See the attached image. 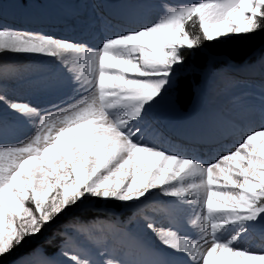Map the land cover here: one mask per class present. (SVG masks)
<instances>
[{
  "label": "snow or ice",
  "instance_id": "obj_1",
  "mask_svg": "<svg viewBox=\"0 0 264 264\" xmlns=\"http://www.w3.org/2000/svg\"><path fill=\"white\" fill-rule=\"evenodd\" d=\"M190 21H198L202 35L193 37L187 30ZM261 30L264 0H200L168 8L154 22L104 38L95 50L0 25V55L49 56L67 65V57L76 54L75 79L88 93L61 108L58 123L51 111L45 115L47 110L0 93V105L14 117L39 120L27 144L0 147V264L25 238L41 234L87 195L127 203L146 199L154 190L175 198L177 208L198 204L196 216L204 222L200 240L173 230L178 221L167 230L149 222L147 228L156 232L163 249L186 254L192 264H264V250L234 246L250 224L264 217V125L206 166L145 143L140 127L148 110L174 86L175 67L186 59L184 49ZM227 225L239 227L231 239L223 240L218 233ZM64 255L75 264H88L77 255ZM152 255L154 259L136 264H171L162 249ZM32 256L38 259L17 264H54L39 250Z\"/></svg>",
  "mask_w": 264,
  "mask_h": 264
},
{
  "label": "bare ground",
  "instance_id": "obj_2",
  "mask_svg": "<svg viewBox=\"0 0 264 264\" xmlns=\"http://www.w3.org/2000/svg\"><path fill=\"white\" fill-rule=\"evenodd\" d=\"M22 1H0L4 4V7L0 9V17L5 19L0 18V25L83 43L84 41H79L81 39L75 38L78 36L87 39L84 45L95 50L104 38L117 31L138 28L137 25L142 20L144 21L140 23L141 25L158 20L166 14L168 8H178L176 2L179 0H127L125 6L129 10L126 11L132 13L134 19L111 17L113 21L116 20V30L109 33H103L106 22L99 20V15L104 12L100 6L101 0H27L26 4H22ZM76 7L86 11L85 17L73 13ZM70 15H73L72 22L67 21L70 18L66 16ZM20 23L25 25L22 26ZM58 26H64V30ZM95 27L99 29V33L95 37L91 34L92 38H89L88 32ZM69 29L72 30V35L69 34ZM263 48L264 45L259 51L263 52ZM260 60L261 64L253 65L251 71H247V67H238L243 65L233 61L217 69L213 66H219L223 61L209 63L210 67H213L214 74L203 88L197 90L189 112L181 117L182 112L175 96L170 88H167L163 97L148 110L144 120L140 122L143 141L205 166L233 149L243 135L264 125V86L252 85L248 80V78H264V57ZM67 62L65 65L58 58L42 55L11 53L0 55V93L6 92L7 96L14 101L30 103L47 110L45 115L51 111L53 120L58 123L56 114L61 108H67L88 95L75 79L79 72V57L71 54L67 57ZM68 66H73L74 71L69 72ZM0 113L7 116V122L11 123V125L6 122L1 124L4 132L0 135V147L22 146L36 135L39 125L37 118L17 119L4 105H0ZM229 125L244 128L243 131H231L232 136L235 137L232 143L219 131L220 128ZM168 126L180 131V136H164V127ZM32 132L35 133L34 136L27 139ZM132 139L135 141L137 137ZM180 139L185 142L183 147L175 144V140ZM218 140L225 141L226 144H218ZM188 144L204 150L210 156L214 155L212 160L198 161L194 158L192 150L188 148ZM174 200L175 198L159 195L154 190L146 199L125 203L126 207L122 211L116 210L111 216L101 212L102 220L92 221L88 223V228L85 227L73 233L68 239L71 241L63 247L59 248L57 240H51L52 244L44 249L47 252L54 251V255L47 259L54 264H75L70 256L64 255V252H68L70 255H77L81 261H87L88 264H108L109 261L136 264L137 261L154 259L152 253H158L162 249L168 255L171 264H192L186 254H173L170 250L163 249L156 232L147 228V224L151 222L157 229L167 230L170 225L178 221L173 226V230H178L180 235L193 240H200L205 235L201 231L204 222L196 216V213L201 211L200 206L181 204L177 208L173 206ZM72 215L65 219L64 228L70 222H74ZM192 221L196 223L193 224ZM208 227L210 231V225ZM238 227V225H227L218 235L223 240H229ZM258 235L260 239L257 238ZM263 235L264 217L260 219V222L250 224L248 231L240 235L234 246L254 251L264 250ZM95 237L99 238V241L100 238H106L107 245L103 242L88 244V239ZM61 239H63L62 236ZM147 241L153 242L154 245L146 243ZM34 248L35 246L29 247L24 253H30ZM21 258L18 256L10 264H17ZM24 259L36 261L38 257L31 254Z\"/></svg>",
  "mask_w": 264,
  "mask_h": 264
},
{
  "label": "rangeland",
  "instance_id": "obj_3",
  "mask_svg": "<svg viewBox=\"0 0 264 264\" xmlns=\"http://www.w3.org/2000/svg\"><path fill=\"white\" fill-rule=\"evenodd\" d=\"M3 1L6 2L7 0L6 1L3 0ZM196 23H198V22H196ZM197 27H199V26H197ZM199 32H200V29H199ZM201 35H202V33H201ZM245 37H246V35H240V36L230 35L228 37H224V38H221L219 40L211 41L210 43L226 42L227 40L232 39V38L233 39H245ZM206 43H207V41H206ZM262 50L264 51V48ZM183 52L184 53L185 52L188 53V55H189L187 57L188 60H186L183 65L175 67L174 80L176 79L178 74L182 75V74L187 73L190 76H192V75L195 76L196 75L197 78H198V83H194L193 82V85H192L193 86L192 87L193 88V91H192L193 94L194 93L196 94V92H197L196 85L199 86L200 88L201 87L203 88L208 83V79L214 74L213 67L211 66L212 67L211 68L209 63H213L214 64V62L221 60V61H223V63H221V65H224V66H226V64L233 63V62L242 64V62H240V61L239 62L238 61H233V59H230L226 54H219V53L211 52L204 44L199 49H194V50L184 49ZM193 54H195V55L193 56ZM255 54H256V51L253 54L254 55L253 56V60H257L258 59ZM197 55H203L204 56L203 64L201 66V68L203 67V69H201V70H200V68L198 69V67L197 68L194 67V65H193V63L191 61L192 56L195 57ZM245 60H246V58L242 59L241 61H245ZM251 63H255V62H251ZM172 87H168V89L170 88V91H171ZM171 92H174V91L172 90ZM192 102H193V98H192ZM7 119H8L7 116H5L3 113H0V127L3 125L4 122H6V124L8 123ZM9 124L11 125L10 122L8 123V125ZM34 132L29 134L27 136V139H28V137H33L34 134H35ZM26 143H28V141H26ZM8 147H10V146H8ZM29 206L31 207V205H29ZM125 207H126L125 203H121V202L116 201V200H102V199L94 198V197H91V196L87 195L77 205L72 206L71 208L67 209L63 214H61V216L57 217L56 220H54L52 224L46 226L41 234H39V235H37L35 237H27V238H25V240L22 242L21 246H19L18 248H16L14 250L13 254L4 261L5 262L4 264H10L11 261L13 259L17 258L18 256L22 257L21 259H24L28 255H31L33 253V251H35L36 248L39 245H40V247L43 246V247L48 248L47 245L52 244L51 240H53L56 237H58V235L59 236L63 235V243H59V245H60L59 248L63 247V245H65L67 242L71 241V240H68V239H69V237H71L73 235V233L78 232V230L80 231V230L83 229V227H82L83 223L82 222L91 220V219H86L85 220V218H82L83 216L80 217L78 214L84 215L86 212H94V213L106 212L108 215L111 216V214H113L116 210L122 211ZM72 214H74V215H72ZM71 215H72V217L74 216V218H72V219H75V220H74L73 223L70 222V224L68 225L69 228L65 227V228H67L66 232L68 231L66 233V235H65L63 233L65 228H62V226L64 224H66V222H64L65 219H67ZM79 220L81 222H79ZM105 221L107 222L109 220H105ZM62 222H64V223H62ZM71 230H73V232ZM70 231H71V233H70ZM67 234H69L70 236L67 235ZM88 240H89L88 244H100L99 238H97V237L89 238ZM96 240L98 241V243H94ZM146 243H149L150 245H154V243L151 242V241H147ZM29 246L30 247H34L35 246V248L30 253H28V252L24 253L25 249L28 248ZM38 250H42V248L38 247ZM18 253H19V255H18Z\"/></svg>",
  "mask_w": 264,
  "mask_h": 264
},
{
  "label": "trees",
  "instance_id": "obj_4",
  "mask_svg": "<svg viewBox=\"0 0 264 264\" xmlns=\"http://www.w3.org/2000/svg\"><path fill=\"white\" fill-rule=\"evenodd\" d=\"M187 30L193 34V36L201 35L199 32V28L197 24L190 21L187 24ZM264 40V30L248 34L245 39H229L226 42H204L203 44L211 51L219 54H226L233 61H241L246 58L248 54L260 43ZM202 44V45H203ZM186 56V60H188V53H184ZM195 54H193L194 56ZM191 58V61L194 66L201 67L203 64V55H197ZM175 93L177 96V101L180 105H187L191 97V82L188 75L179 76L176 79L175 85ZM91 213L86 214L85 216H89ZM30 247V246H29ZM28 247V248H29ZM26 248V250H28Z\"/></svg>",
  "mask_w": 264,
  "mask_h": 264
}]
</instances>
